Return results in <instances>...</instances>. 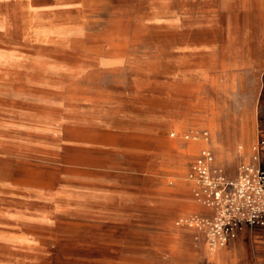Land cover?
<instances>
[{
    "label": "rangeland",
    "instance_id": "1",
    "mask_svg": "<svg viewBox=\"0 0 264 264\" xmlns=\"http://www.w3.org/2000/svg\"><path fill=\"white\" fill-rule=\"evenodd\" d=\"M251 62L264 65V0L0 2V264H221L206 260L197 221L214 211L189 176L203 149L231 178L253 161L264 70L223 79L220 94L193 78L195 112L208 95L219 111L256 116L245 163L217 148L216 135L185 139L204 133L193 128L131 136L117 150L83 142L115 104L150 108L137 91L146 81Z\"/></svg>",
    "mask_w": 264,
    "mask_h": 264
},
{
    "label": "crops",
    "instance_id": "2",
    "mask_svg": "<svg viewBox=\"0 0 264 264\" xmlns=\"http://www.w3.org/2000/svg\"><path fill=\"white\" fill-rule=\"evenodd\" d=\"M5 1L7 0H0V2ZM198 48V46L191 45L193 50ZM193 50H190L192 54ZM263 70L264 65L259 67L256 62H251L249 67H236L229 69V71L217 69L198 72L194 69L185 71L180 69L172 77L161 76L159 80L146 81L147 86H138L137 91H147L152 103L151 107L147 110L140 107L125 110L120 104H115L112 108L111 119L98 118L92 121L91 125L98 130L97 136L84 141L83 144L107 150H117L120 149L123 142L131 139V136L133 140L144 143L145 139L149 137L159 138L171 129L193 128L200 129L210 135H216L217 140L214 143L217 148L229 150V158L235 155L245 163L250 158V152L247 151L243 155L240 149L248 148L252 143L255 134L252 123L255 122L253 118L256 116L241 112L225 113L219 111L210 102L214 101V98L210 99L208 95L204 97L206 104L202 111L195 112L192 98L193 78L200 73L208 88L211 86L215 90L217 87L220 94L224 92L220 85L223 79L226 78L225 82L234 84L244 74L246 78L252 80L257 78L258 74L261 76ZM204 146L206 143L200 147ZM187 150L189 152V145ZM262 160L264 164L263 152ZM207 211L212 213L210 209ZM208 254L211 256L217 254V260L221 264H264V230H258L254 233L246 230L237 240L218 252L209 253L206 251V260L209 258Z\"/></svg>",
    "mask_w": 264,
    "mask_h": 264
},
{
    "label": "built area",
    "instance_id": "3",
    "mask_svg": "<svg viewBox=\"0 0 264 264\" xmlns=\"http://www.w3.org/2000/svg\"><path fill=\"white\" fill-rule=\"evenodd\" d=\"M208 137L207 132L184 136L187 140L207 141ZM263 147L261 140L254 147L253 161L241 165L234 178L216 169L214 155L208 149H203L195 159L189 177L198 186L196 198L214 211L212 217L197 221V227L205 229L207 246L213 253L227 247L246 230H264Z\"/></svg>",
    "mask_w": 264,
    "mask_h": 264
},
{
    "label": "bare ground",
    "instance_id": "4",
    "mask_svg": "<svg viewBox=\"0 0 264 264\" xmlns=\"http://www.w3.org/2000/svg\"><path fill=\"white\" fill-rule=\"evenodd\" d=\"M222 170V169H221Z\"/></svg>",
    "mask_w": 264,
    "mask_h": 264
}]
</instances>
